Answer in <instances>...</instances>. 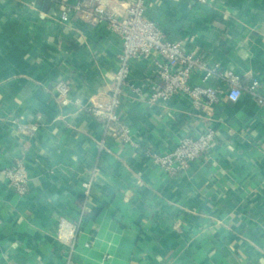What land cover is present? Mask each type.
<instances>
[{
	"label": "crops",
	"instance_id": "obj_1",
	"mask_svg": "<svg viewBox=\"0 0 264 264\" xmlns=\"http://www.w3.org/2000/svg\"><path fill=\"white\" fill-rule=\"evenodd\" d=\"M133 2L102 5L125 18ZM79 3L0 0V264H264V109L248 92L236 103L223 93L213 104L180 95L150 105L161 83L154 61H139L121 108L138 147L121 144L85 110L109 100L121 38L80 14L62 22ZM146 16L264 95V0H148ZM59 81L79 104H60ZM18 122L39 130L24 135ZM209 130L211 151L186 171L155 163ZM18 161L26 196L2 174Z\"/></svg>",
	"mask_w": 264,
	"mask_h": 264
},
{
	"label": "built area",
	"instance_id": "obj_2",
	"mask_svg": "<svg viewBox=\"0 0 264 264\" xmlns=\"http://www.w3.org/2000/svg\"><path fill=\"white\" fill-rule=\"evenodd\" d=\"M148 0H134L126 7L127 16L117 17L102 5V0H81L73 10L63 12L62 22L68 23L72 14H80L93 25H106L107 29L120 36L122 49L118 55L119 67L114 76V86L109 100H100L85 108L86 112L102 122L106 130L121 144L138 147L132 138L130 127L124 121L121 108L126 97L132 66L139 61H154L159 85L151 86L148 103L150 105L167 104L173 98L183 95L200 105L218 103L223 93L229 101L238 102L245 92L253 95L264 109V95L258 92L259 81L250 87L242 86L241 77L232 71L212 67L204 55L186 50L182 42L168 41L155 21L146 16ZM193 4L208 5L210 0H188ZM200 76L201 83L191 84L193 76ZM132 92L137 98H144L143 90L133 85ZM61 96L63 107L79 104L72 97V85L69 81H59L56 87ZM19 123V122H18ZM18 129L24 135H33L39 130L36 123H19ZM215 133L209 130L197 137L187 136L169 153L153 155L155 163L161 165L170 175L186 171L192 162L204 158L212 149ZM5 180L15 191L26 196L30 177L22 161L2 170Z\"/></svg>",
	"mask_w": 264,
	"mask_h": 264
}]
</instances>
